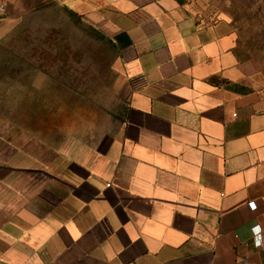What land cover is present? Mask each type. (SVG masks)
Masks as SVG:
<instances>
[{
	"label": "crops",
	"instance_id": "crops-1",
	"mask_svg": "<svg viewBox=\"0 0 264 264\" xmlns=\"http://www.w3.org/2000/svg\"><path fill=\"white\" fill-rule=\"evenodd\" d=\"M56 1L128 36L127 106L94 146L0 137V264H264V80L234 36L176 0Z\"/></svg>",
	"mask_w": 264,
	"mask_h": 264
},
{
	"label": "rangeland",
	"instance_id": "rangeland-1",
	"mask_svg": "<svg viewBox=\"0 0 264 264\" xmlns=\"http://www.w3.org/2000/svg\"><path fill=\"white\" fill-rule=\"evenodd\" d=\"M38 1L0 4V137L35 139L37 152L94 146L124 117L122 50L56 0ZM182 1L201 23L226 26L264 80V0Z\"/></svg>",
	"mask_w": 264,
	"mask_h": 264
},
{
	"label": "trees",
	"instance_id": "trees-1",
	"mask_svg": "<svg viewBox=\"0 0 264 264\" xmlns=\"http://www.w3.org/2000/svg\"><path fill=\"white\" fill-rule=\"evenodd\" d=\"M47 0H39L38 3H43L45 4ZM55 1V0H54ZM176 2H178V4L180 6H183L184 5V2L182 0H176ZM47 5V4H46ZM50 6V3H48L47 7ZM66 11L67 13L72 16V17H76V18H79V19H82L81 16H79L78 14H76L74 11L68 9L67 7L65 6H62ZM46 8V6L42 7V8H37L38 10H41V9H44ZM112 43L114 45H117V47L120 49V50H123L127 47H130L132 45L131 41L129 40L128 36L126 34H122L118 37L115 38V40L112 41Z\"/></svg>",
	"mask_w": 264,
	"mask_h": 264
}]
</instances>
